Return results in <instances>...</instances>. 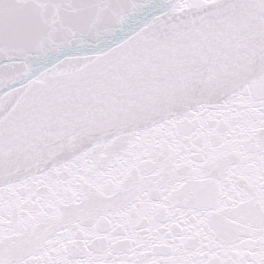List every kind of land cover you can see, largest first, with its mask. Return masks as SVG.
Masks as SVG:
<instances>
[{
    "label": "snow or ice",
    "instance_id": "obj_1",
    "mask_svg": "<svg viewBox=\"0 0 264 264\" xmlns=\"http://www.w3.org/2000/svg\"><path fill=\"white\" fill-rule=\"evenodd\" d=\"M0 264H264V0H0Z\"/></svg>",
    "mask_w": 264,
    "mask_h": 264
}]
</instances>
